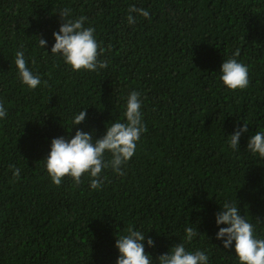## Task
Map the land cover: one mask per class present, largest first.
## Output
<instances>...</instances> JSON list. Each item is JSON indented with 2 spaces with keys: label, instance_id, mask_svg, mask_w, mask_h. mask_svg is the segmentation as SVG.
<instances>
[{
  "label": "trees",
  "instance_id": "obj_1",
  "mask_svg": "<svg viewBox=\"0 0 264 264\" xmlns=\"http://www.w3.org/2000/svg\"><path fill=\"white\" fill-rule=\"evenodd\" d=\"M130 6L151 19L133 12L129 24ZM64 8L87 17L106 68L74 71L51 53ZM236 49L249 69L243 90L220 78ZM18 50L41 77L36 89L21 82ZM133 90L147 131L124 174L104 169L96 190L87 175L56 186L46 169L51 140L77 128L103 136L125 121ZM0 103V264H115L116 239L129 226L154 240L144 242L153 264L185 243L189 226L198 235L186 250L205 251L209 264H240L235 242L225 249L216 238L228 226L215 220L225 201L264 239V159L247 149L264 131V0H0ZM81 110L86 120L73 126ZM244 122L233 150L229 135Z\"/></svg>",
  "mask_w": 264,
  "mask_h": 264
},
{
  "label": "clouds",
  "instance_id": "obj_2",
  "mask_svg": "<svg viewBox=\"0 0 264 264\" xmlns=\"http://www.w3.org/2000/svg\"><path fill=\"white\" fill-rule=\"evenodd\" d=\"M138 13L144 18L151 19L149 12L143 8L130 6L127 17L129 24H134L132 13ZM62 21L59 30L53 32L55 43L51 53L60 55L74 71L87 70L99 71L108 66L107 61L101 60L103 49L94 35L95 29L85 27L86 16L70 18L71 9L64 8L59 11ZM39 45L45 49L47 41L38 38ZM240 49H236L231 57L223 60L220 68L221 80L231 90H243L250 83L248 66L239 62ZM15 65L21 82L30 89H36L41 83V77L34 74L27 66L23 50L15 53ZM46 83V82H44ZM141 94L133 90L126 98L125 121H115L106 126V132L99 138H94L91 132L76 129L70 138L64 136L51 140L50 151L46 157V169L52 182L60 186L64 177H71L78 185L82 177L90 178V187L100 189L103 184L102 173L106 168H111L119 175H123L122 166L135 154L137 144L147 127L143 122ZM7 109L0 103V119L5 118ZM86 120V110H81L74 116L73 126L80 125ZM248 131V123L244 122L229 135V146L233 150L240 148L239 141L242 134ZM247 149L259 158L264 159V131H257L247 143ZM110 153V159H105V154ZM13 177L19 179L20 169L10 165ZM215 214L219 227L216 238L222 241L223 247H233L240 264H264V239L258 238L255 225L241 215L238 204L225 201ZM185 243H190L197 235L198 229L185 228ZM145 240L149 247H154L155 242L151 237L146 238V233L129 226L127 234L116 239L115 247L119 256L115 264H153V257L145 250ZM185 243L174 244L167 253L160 254L159 264H209V256L205 251H188Z\"/></svg>",
  "mask_w": 264,
  "mask_h": 264
}]
</instances>
